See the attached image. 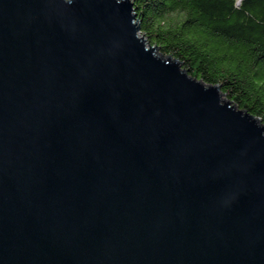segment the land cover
Here are the masks:
<instances>
[{
	"label": "water",
	"instance_id": "water-1",
	"mask_svg": "<svg viewBox=\"0 0 264 264\" xmlns=\"http://www.w3.org/2000/svg\"><path fill=\"white\" fill-rule=\"evenodd\" d=\"M139 32L0 0V264H264V125Z\"/></svg>",
	"mask_w": 264,
	"mask_h": 264
},
{
	"label": "trees",
	"instance_id": "trees-1",
	"mask_svg": "<svg viewBox=\"0 0 264 264\" xmlns=\"http://www.w3.org/2000/svg\"><path fill=\"white\" fill-rule=\"evenodd\" d=\"M140 34L264 125V0H131Z\"/></svg>",
	"mask_w": 264,
	"mask_h": 264
},
{
	"label": "rangeland",
	"instance_id": "rangeland-1",
	"mask_svg": "<svg viewBox=\"0 0 264 264\" xmlns=\"http://www.w3.org/2000/svg\"><path fill=\"white\" fill-rule=\"evenodd\" d=\"M139 36H140L141 38L144 39V37L140 34V32H139ZM144 40H145V39H144ZM145 42H146V40H145ZM146 45L148 46L149 43L147 44V42H146ZM149 46H151V45H149ZM149 46H148V47H149ZM152 47H154V46H152ZM157 55H158V56L163 55V54L159 51V49L157 50ZM163 56H164V58L167 57V55H163ZM222 99L224 100V99H227V98H226V96L223 95V96H222Z\"/></svg>",
	"mask_w": 264,
	"mask_h": 264
}]
</instances>
